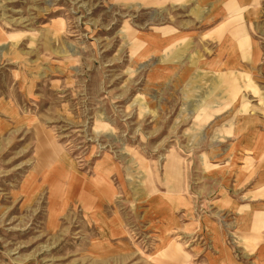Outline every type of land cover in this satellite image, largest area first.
Listing matches in <instances>:
<instances>
[{
    "label": "rangeland",
    "instance_id": "rangeland-1",
    "mask_svg": "<svg viewBox=\"0 0 264 264\" xmlns=\"http://www.w3.org/2000/svg\"><path fill=\"white\" fill-rule=\"evenodd\" d=\"M260 134L264 0H0V264H254Z\"/></svg>",
    "mask_w": 264,
    "mask_h": 264
},
{
    "label": "crops",
    "instance_id": "crops-1",
    "mask_svg": "<svg viewBox=\"0 0 264 264\" xmlns=\"http://www.w3.org/2000/svg\"><path fill=\"white\" fill-rule=\"evenodd\" d=\"M261 137V134H260ZM264 138V137H261ZM264 146V144H262ZM261 146V145H259ZM103 171V170H102ZM101 171V172H102ZM254 188L259 189L256 194H251L250 197L255 199L258 195H264V163L262 164V170L260 175L258 176L257 182L254 184ZM258 194V195H257ZM261 201V200H259ZM257 207L262 209L259 212L253 213L252 217V236L253 240L255 239V243L251 248V253L253 254L252 261L254 264H264V200L257 204ZM220 244V243H219ZM228 251V250H226ZM221 264H243L241 261L237 260L233 256H229L228 258H220L217 257ZM216 259L215 257L212 260Z\"/></svg>",
    "mask_w": 264,
    "mask_h": 264
},
{
    "label": "bare ground",
    "instance_id": "bare-ground-1",
    "mask_svg": "<svg viewBox=\"0 0 264 264\" xmlns=\"http://www.w3.org/2000/svg\"><path fill=\"white\" fill-rule=\"evenodd\" d=\"M54 147H55V146H54ZM58 149H59V147H55V154H57V152H59ZM58 155H59V154H58ZM54 162H55V161H52V163H54ZM52 163H51V164H52Z\"/></svg>",
    "mask_w": 264,
    "mask_h": 264
}]
</instances>
